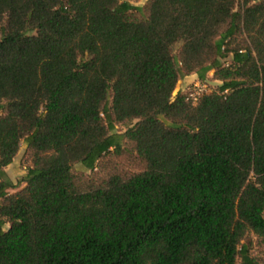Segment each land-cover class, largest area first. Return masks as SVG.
I'll list each match as a JSON object with an SVG mask.
<instances>
[{
	"label": "trees",
	"instance_id": "1",
	"mask_svg": "<svg viewBox=\"0 0 264 264\" xmlns=\"http://www.w3.org/2000/svg\"><path fill=\"white\" fill-rule=\"evenodd\" d=\"M250 234L264 0H0V264H263Z\"/></svg>",
	"mask_w": 264,
	"mask_h": 264
},
{
	"label": "rangeland",
	"instance_id": "2",
	"mask_svg": "<svg viewBox=\"0 0 264 264\" xmlns=\"http://www.w3.org/2000/svg\"><path fill=\"white\" fill-rule=\"evenodd\" d=\"M133 3L137 6H143L148 0H127ZM197 84L206 86L207 92L212 91L214 89H217L221 85V81L216 80L214 78V72L211 71L206 80L201 81L199 80L198 76H189L185 77L182 80L179 81L178 86L174 92V96L177 95L179 91L183 92H196L197 91ZM135 124V121L133 123H119L117 124L116 130L118 132H125L130 126H133ZM26 144L23 143L22 147L16 156L14 162L9 165L6 168L8 179L11 180L14 184H17V188H10L9 192H16L22 187L26 185V183L23 181L25 176L28 173V167L30 165L28 159H27V151H26ZM75 171H82L90 173V170L87 169L83 164H76L74 166ZM245 243H249L250 246V252L253 256L258 257V259L264 264V243L262 240L256 236L255 234H250L244 241ZM238 264H242V260L240 259Z\"/></svg>",
	"mask_w": 264,
	"mask_h": 264
},
{
	"label": "built area",
	"instance_id": "3",
	"mask_svg": "<svg viewBox=\"0 0 264 264\" xmlns=\"http://www.w3.org/2000/svg\"><path fill=\"white\" fill-rule=\"evenodd\" d=\"M196 86H197V88H198L197 91H196V92H191V93H190V98H191L194 102L198 101V99H199L202 95H204L205 93H207L206 86H204L203 84H202V85L197 84Z\"/></svg>",
	"mask_w": 264,
	"mask_h": 264
},
{
	"label": "crops",
	"instance_id": "4",
	"mask_svg": "<svg viewBox=\"0 0 264 264\" xmlns=\"http://www.w3.org/2000/svg\"><path fill=\"white\" fill-rule=\"evenodd\" d=\"M195 75H196V74L190 75V77H191V76H195ZM186 77H189V76H186Z\"/></svg>",
	"mask_w": 264,
	"mask_h": 264
}]
</instances>
